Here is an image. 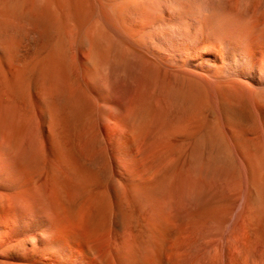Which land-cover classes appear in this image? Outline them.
<instances>
[{"label": "bare ground", "instance_id": "6f19581e", "mask_svg": "<svg viewBox=\"0 0 264 264\" xmlns=\"http://www.w3.org/2000/svg\"><path fill=\"white\" fill-rule=\"evenodd\" d=\"M0 264H264V0H0Z\"/></svg>", "mask_w": 264, "mask_h": 264}]
</instances>
